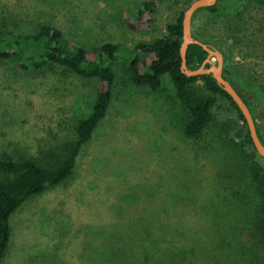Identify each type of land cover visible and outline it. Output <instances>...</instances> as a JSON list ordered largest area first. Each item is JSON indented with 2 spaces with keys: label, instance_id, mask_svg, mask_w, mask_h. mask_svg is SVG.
I'll return each mask as SVG.
<instances>
[{
  "label": "rangeland",
  "instance_id": "374dc122",
  "mask_svg": "<svg viewBox=\"0 0 264 264\" xmlns=\"http://www.w3.org/2000/svg\"><path fill=\"white\" fill-rule=\"evenodd\" d=\"M146 1L150 0H41L37 5V0H0V22L20 33L49 22L60 27L68 40L89 50L105 42L133 49L166 33L161 25L173 22L188 0H153L158 23L152 25L137 16ZM223 1L221 11H198L192 29L223 50L227 75L248 98L264 139V0ZM127 20L137 23V29H131ZM113 69L111 106L92 140L82 148L72 179L17 209L11 217L10 246L0 264H119L121 256L127 262L148 256L146 264H264L263 246L245 217L252 213L248 201L241 204L239 216L222 222L221 207L216 210L212 205L211 215L207 208L201 209L202 201L210 200L214 192L204 182L218 168L206 159L210 154L201 159L198 150L221 132L222 123L235 132L239 118L230 101L220 98L211 129L196 144L183 135L189 113L175 101L168 75L163 77L162 91L156 93L134 85L122 63ZM97 87V79L62 68L35 72L0 60V154L37 156L75 139L77 120L91 112ZM216 155L222 162L220 153ZM202 166L201 184L191 186L188 181ZM197 198V205L184 206ZM144 206L160 210L179 206L197 212L193 223L183 224L188 234L180 241L192 245L193 251L183 253L185 249L160 242L144 252L140 239H129L116 263L111 262L112 255L102 250L107 242L102 237L103 225L118 221L114 232L124 239L131 223L145 222L154 214L146 213ZM176 222L170 217L166 227ZM227 223L229 234L224 232ZM198 249L215 251L199 255Z\"/></svg>",
  "mask_w": 264,
  "mask_h": 264
},
{
  "label": "trees",
  "instance_id": "16d2710c",
  "mask_svg": "<svg viewBox=\"0 0 264 264\" xmlns=\"http://www.w3.org/2000/svg\"><path fill=\"white\" fill-rule=\"evenodd\" d=\"M222 2L224 1L218 0L215 5L201 8L198 11L206 10L209 13H216L225 7ZM40 3L41 0H37V5ZM190 3L191 0L185 2V9ZM184 10L180 11L173 22L161 25L166 33L152 41L140 42L133 49L124 47L120 43L105 42L96 50H89L83 45L68 40L60 27L49 22L39 23L28 33L9 30L0 22V60L11 61L23 69L35 72L62 68L83 78L98 80L97 96L91 112L86 117L77 120L75 139L51 146L43 154L37 156L22 153L16 156L7 151L0 154V263L10 246L11 217L17 209L31 198L50 189L63 186L72 179L82 148L92 140L94 130L106 117L111 106L116 81L113 65L116 63H122L128 68L130 79L134 85L149 88L156 93L162 91L163 77L165 75L170 77L175 91V101L181 102L182 107L189 113L183 135L185 139L192 140L196 144H200V141L211 129L220 98L223 97L230 101L239 118L233 127L235 132L233 131L232 134L230 125L222 123L220 125L221 132L215 131L214 136L207 139L202 149L198 150L201 159L204 154L206 156L210 154L211 156L206 159L212 160L213 165L218 168L212 171L210 180L207 179L204 182L213 186L214 197L202 201L204 205H201V209L207 208L208 214L211 215L215 209L221 207L218 215L222 222L223 218L230 220L233 215L239 216L238 209L243 202L248 201L247 204L252 207V213L246 214L245 217L253 226L257 243H260L264 249V158L257 153L253 145L246 119L241 110L215 78L211 74L189 76L182 71L180 46L183 39ZM156 15V2L150 0L145 2L137 16L140 19L144 18L152 25L158 23ZM127 25L134 30L138 26L137 23L129 20H127ZM193 34L195 38L204 43L213 45L208 38H201L194 31ZM219 50L225 59L223 50ZM207 55V51L201 45L191 44L187 52L189 67L193 69L200 67ZM227 73L228 70L224 68L225 78L236 85L233 78ZM241 94L252 111L248 98L242 92ZM258 130L260 138L264 142L260 129L258 128ZM218 152L223 158L222 162H219L216 155ZM219 164L220 167H218ZM204 169L205 167L202 166L197 174H192L188 181L191 186H194V182H197L198 186L201 184ZM246 190L250 193H247ZM250 198L254 199L252 203ZM208 201L209 206L206 207ZM197 203L198 198L193 202L187 201L184 206H195ZM253 204L255 205L253 206ZM212 205L215 209L210 212L209 208ZM144 208L147 209L146 213L155 212L148 215L149 219H146L145 222L131 223L132 225L127 227L131 232H127L124 239L114 232L115 222L118 223V221L103 225L102 237L106 236L103 241L107 242L103 244L102 250L107 253L106 255H112L109 257L111 262L114 260L116 263L117 254L123 244H129V241L133 242L137 239L144 243L142 246L144 252L150 246L158 245L160 242H166L182 251L185 249L183 253L193 251L192 245L180 243V241L182 242V238L188 234V226L183 224L193 223L192 219L197 212L180 209L179 206L169 210L148 208L147 206ZM170 217L177 222L166 227ZM228 225V223L225 225L224 232L229 234L231 229L226 228ZM111 228L113 229L110 230ZM185 229H187L186 232H184ZM108 230L110 231L108 232ZM111 232H113L112 238ZM195 232L196 228L193 230V234ZM193 236L191 235L192 238ZM229 244L228 241L225 247ZM215 249L211 252L200 249L197 251H199V255H208ZM90 253H92L91 250ZM97 253L100 254V248ZM137 259L127 262V258L123 259L121 256L119 264H146L148 256Z\"/></svg>",
  "mask_w": 264,
  "mask_h": 264
},
{
  "label": "water",
  "instance_id": "95a60500",
  "mask_svg": "<svg viewBox=\"0 0 264 264\" xmlns=\"http://www.w3.org/2000/svg\"><path fill=\"white\" fill-rule=\"evenodd\" d=\"M217 2L218 0H193L190 5L184 10L182 18L183 39L180 46L181 69L185 74L189 76L211 74L215 78L217 83L232 97L238 108L241 110L246 119V124L250 132L253 145L257 153L262 158H264V142L260 138L258 125L250 109V106L244 100L240 88L234 85L224 76L225 59L223 53L219 49L207 43H204L198 38H195L193 34L192 27L193 17L195 13L199 9L213 6ZM191 44L201 45L203 49L208 53L202 65L195 69L190 68L187 62V52ZM212 58H215L216 62H214Z\"/></svg>",
  "mask_w": 264,
  "mask_h": 264
},
{
  "label": "flooded vegetation",
  "instance_id": "af4514ba",
  "mask_svg": "<svg viewBox=\"0 0 264 264\" xmlns=\"http://www.w3.org/2000/svg\"><path fill=\"white\" fill-rule=\"evenodd\" d=\"M253 115H254V113H253ZM254 117H255V120H256V122H257V125H258V128L260 129V127H259V121H258V119L256 118V116L254 115ZM260 132H261V130H260Z\"/></svg>",
  "mask_w": 264,
  "mask_h": 264
}]
</instances>
